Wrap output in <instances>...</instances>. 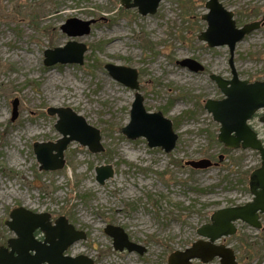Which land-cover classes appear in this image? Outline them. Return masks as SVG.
I'll use <instances>...</instances> for the list:
<instances>
[{
    "label": "rangeland",
    "instance_id": "rangeland-1",
    "mask_svg": "<svg viewBox=\"0 0 264 264\" xmlns=\"http://www.w3.org/2000/svg\"><path fill=\"white\" fill-rule=\"evenodd\" d=\"M206 1L163 0L156 13L143 16L120 0H0V246L16 237L5 222L22 206L49 213L53 221L65 216L86 232L67 255L83 254L95 264H167L172 252L201 238L197 228L214 211L251 199L249 176L261 164L259 152L224 149L217 139L220 123L204 108L207 99L223 97L211 74L232 76L228 46L198 39L207 28ZM221 2L239 26L264 14V0ZM70 18L93 20L89 33L67 35L62 26ZM69 41L87 46L83 64H44L47 49ZM185 58L204 70L180 65ZM107 63L138 71L145 108L173 121L178 140L171 152L120 132L130 121L136 90L114 79ZM234 66L241 79H264V24L237 43ZM15 99L18 116L12 120ZM49 107L84 116L100 130L104 150L93 153L72 141L62 169L40 170L33 144L62 136ZM250 123L264 140L260 115ZM203 158L213 164H189ZM101 165L114 169L104 184L96 179ZM261 222L260 228L238 222L236 234L218 242L235 250L239 264H264V216ZM108 224L123 227L146 252L115 250L104 230Z\"/></svg>",
    "mask_w": 264,
    "mask_h": 264
},
{
    "label": "water",
    "instance_id": "water-1",
    "mask_svg": "<svg viewBox=\"0 0 264 264\" xmlns=\"http://www.w3.org/2000/svg\"><path fill=\"white\" fill-rule=\"evenodd\" d=\"M162 1L120 0V3L127 9L137 8L141 15L146 16L156 13ZM205 6L208 12L202 15V19L207 22V28L199 34L198 39L210 47L228 46L232 76L225 79L211 74V79L216 82L223 97L207 99L204 108L220 123L218 141L226 148L258 151L261 165L253 170L249 177L253 200L243 205L223 207L214 211L210 216V222L197 228L201 238L184 250L172 252L168 256L167 264H193L196 259L201 263H209L216 257L220 259V264H239L234 249L218 241L234 235L239 221L260 228L259 214L264 213V143L249 124V120L257 111L264 112V80L241 79L234 66L237 43L261 28L264 24V14L260 20L238 26L234 12L220 0H207ZM92 23L93 20L70 18L63 24L62 30L71 37L83 36L89 33ZM86 50L85 44L69 41L64 47L47 49L44 64L47 66L56 63L83 64ZM178 63L194 72L204 70V66L192 58H185ZM105 69L117 81L137 90L131 105L130 121L120 128V132L132 140L143 137L149 147H160L165 152H171L178 140L173 121L162 111L150 112L145 108L144 97L138 91L140 88L138 71L112 63H107ZM12 105V120H15L18 116L19 100H13ZM47 112L58 116L54 127L62 136L56 141L34 143L33 150L40 170L62 169L66 162L64 152L72 141L79 142L93 153L104 150L100 130L89 124L84 116L70 107H49ZM260 121L264 123V113ZM189 164L193 168H205L211 166L213 162L203 158ZM95 171L96 179L101 184L114 176L111 165L97 166ZM9 217L5 223L16 237L9 238L7 245L0 246V264H94V259L86 255L65 254L69 246L87 237L85 231L76 229L65 216L58 217L52 223L49 213L33 212L21 206L13 209ZM37 229L44 233L43 241L36 239L34 232ZM104 230L113 238L115 250L126 249L139 254L146 252V247L132 241L123 227L108 224Z\"/></svg>",
    "mask_w": 264,
    "mask_h": 264
},
{
    "label": "flooded vegetation",
    "instance_id": "flooded-vegetation-1",
    "mask_svg": "<svg viewBox=\"0 0 264 264\" xmlns=\"http://www.w3.org/2000/svg\"><path fill=\"white\" fill-rule=\"evenodd\" d=\"M234 16H235V13H234ZM249 22H252V20L251 21H249ZM248 23V22H247ZM244 24H246V23H244ZM138 81H139V79H138ZM139 91V90H138ZM136 92H137V90H136ZM136 94V93H135ZM263 111L262 110H260V111H257L255 114H254V116H253V118H255L256 116H258V115H260V117L263 115ZM250 124V126L253 128V126L251 125V123H249ZM173 128H174V126H173ZM34 145V144H33ZM250 177V176H249ZM249 191H250V187H249ZM250 193H251V191H250ZM253 200V194L251 193V199L249 200V201H246V202H244V203H242V204H239V205H243V204H246V203H248V202H251ZM234 206V205H233ZM32 211V210H31ZM34 212V211H33ZM264 216V213H260L259 214V220H260V222H261V219H262V217ZM50 219H51V215H50ZM52 220V219H51ZM7 221V220H6ZM209 222H210V218H209ZM240 222V221H239ZM52 223H54V221L52 220ZM238 223V222H237ZM243 223V222H242ZM261 224H262V222H261ZM236 226H237V224H236ZM251 226V225H250ZM253 227V226H252ZM238 229V228H237ZM39 233H40V230L39 229H37L35 232H34V235H35V237H36V239L37 240H39V241H43V239H44V237L41 239V238H39ZM236 234V233H235ZM228 237V236H227ZM126 250V249H125ZM124 251V250H123ZM236 253V252H235ZM236 258H237V256H236ZM238 261V260H237ZM46 264V263H45ZM94 264H95V260H94ZM193 264H194V262H193Z\"/></svg>",
    "mask_w": 264,
    "mask_h": 264
},
{
    "label": "bare ground",
    "instance_id": "bare-ground-1",
    "mask_svg": "<svg viewBox=\"0 0 264 264\" xmlns=\"http://www.w3.org/2000/svg\"><path fill=\"white\" fill-rule=\"evenodd\" d=\"M106 91L105 90H103V93H105Z\"/></svg>",
    "mask_w": 264,
    "mask_h": 264
},
{
    "label": "trees",
    "instance_id": "trees-1",
    "mask_svg": "<svg viewBox=\"0 0 264 264\" xmlns=\"http://www.w3.org/2000/svg\"><path fill=\"white\" fill-rule=\"evenodd\" d=\"M224 149H227V148L224 147ZM227 150H229V149H227Z\"/></svg>",
    "mask_w": 264,
    "mask_h": 264
}]
</instances>
